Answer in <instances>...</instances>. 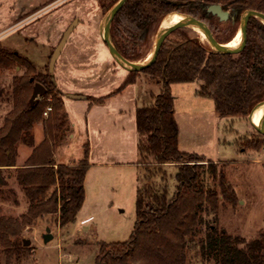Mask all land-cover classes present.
<instances>
[{"label":"trees","instance_id":"1","mask_svg":"<svg viewBox=\"0 0 264 264\" xmlns=\"http://www.w3.org/2000/svg\"><path fill=\"white\" fill-rule=\"evenodd\" d=\"M212 5L230 12L234 20L219 22L207 13ZM245 11L264 15V0H127L111 23L110 36L116 51L125 60L136 63L169 14L191 16L211 27L213 22L225 26V38L218 28L212 29V35L218 44H227L236 33L233 26ZM14 64L26 65L28 71H33L19 56L0 49V67ZM28 71L13 83V108L0 127V170L16 168L18 144L33 147L32 138L28 142L26 137L34 125L42 126L44 139L33 147L24 165L15 169L16 182L29 204L27 213L20 221L0 217V247L6 264L13 257L19 260L28 255L29 248L23 246L20 235L37 219L50 216L59 228L74 224L84 203V182L89 170L87 145L77 165L55 164L56 147L66 134L62 95L51 75H38L33 80L46 93L30 105L33 80L27 77ZM139 74L161 85V91L153 97L152 105L135 110L136 166L145 175L139 177L136 191L134 228L126 242L100 243L95 264H188L187 251L193 246L200 249L203 257H212L215 264H264V232L245 241L207 225L204 237L198 238L204 224L202 207L206 205L216 213L219 199L234 207L237 198L223 170L217 168L219 164H204L199 156L179 151V131L169 89L174 84L198 82L196 96L211 100L219 117L246 120L252 109L264 101V26L255 19L248 22L245 45L237 55L212 54L198 37L177 30L164 41L151 67L140 73H127L107 97H90V105H103L110 97L121 94L135 83ZM47 108L51 110L43 118ZM254 133L250 147L262 150L264 136L255 130ZM167 166L176 169V191L171 198L166 187L158 192L152 182ZM205 166L216 182V190L204 186Z\"/></svg>","mask_w":264,"mask_h":264},{"label":"rangeland","instance_id":"2","mask_svg":"<svg viewBox=\"0 0 264 264\" xmlns=\"http://www.w3.org/2000/svg\"><path fill=\"white\" fill-rule=\"evenodd\" d=\"M113 2L114 0H0V49L19 56L33 68V71H28V66L17 64L0 67V127L13 108V83L26 76L27 71V77L31 81L38 75L48 74L53 77L58 93L62 95V100L64 96L67 104L66 111L64 109L67 113L64 128L66 134L56 147L55 164L65 165L68 162L69 166H73L83 159L84 146L88 143L87 130L92 146L91 164L95 165L99 161L113 163L112 168L104 165L89 168L85 177L86 199L77 213L75 225L59 228L50 216L37 219L20 235V240L29 242L25 247L29 248L28 255L19 260L13 257L8 264H95L100 243H123L131 236L135 223L139 177L142 178L145 174L136 165L123 167V162L129 163L127 161L133 152L131 143L127 133L124 143L111 123L118 126V122L122 121L115 115L120 107L126 111L124 121L128 125L132 121L134 105L136 108L152 105L153 97L161 91V85L147 75L139 74L122 98L111 97L112 99L106 100L105 107H96L90 114L87 126L85 116L90 104L88 99L107 97L120 86L127 75V72L113 62L102 40V22L114 5L110 6ZM169 15L163 22H166ZM239 19L233 26L236 32L239 30ZM75 23L76 28L50 73V58L64 32ZM205 25L211 34L215 28L223 32L222 38L228 34L225 26L214 22L212 27ZM181 30L198 37L202 44L206 43L196 32ZM155 35L156 33L151 37L149 49L143 53L140 63L149 58ZM35 84L39 83L33 80L30 97ZM199 85L200 83L195 82L169 87L179 131L178 149L199 156L204 164H219L217 168L223 170L236 193L237 201L234 207H230L219 199L216 213L210 212L209 207L204 205L200 213L204 224L200 227L198 238L204 237L206 227L210 225L217 230H224L232 237L249 241L264 232V148L255 150L250 147L252 136L256 134L248 117L246 120L219 117L211 100L196 96ZM70 94L80 99L72 100L68 98ZM43 118L47 117L43 114ZM71 134L75 139L69 138ZM30 138L33 140V147L43 141V128L40 124L34 125L26 141L29 142ZM33 147L24 143L17 145L16 168L24 165ZM16 168L0 170V217L20 221L27 213L29 204L16 182ZM204 168V186L216 190V182L212 181L207 166ZM175 174L174 167H162L152 181L156 190L160 192L166 187L171 198L176 191ZM47 228L52 239L45 244L42 236ZM187 263L215 264L212 257H203L197 246L190 247L187 251ZM0 264H6L1 247Z\"/></svg>","mask_w":264,"mask_h":264},{"label":"water","instance_id":"3","mask_svg":"<svg viewBox=\"0 0 264 264\" xmlns=\"http://www.w3.org/2000/svg\"><path fill=\"white\" fill-rule=\"evenodd\" d=\"M127 0H118L112 8L107 12L105 15L103 22H102V40L103 43L106 45L108 52L110 54V57L112 58L113 62L118 65L121 69H123L127 73H133L137 72L140 73L145 69H148L151 67L159 54L160 48L164 41L170 37L175 31L181 30V29H187L191 30L193 32L198 31L203 34L204 39L206 43L204 44L210 53L216 54V55H233L239 53L244 45H245V39H246V30L248 26V22L251 19H255L259 21L264 26V15L258 12L254 11H245L240 16L239 21V29H240V41L235 47H226L223 44H218L212 37L211 32L207 28V26L201 22L196 20L195 18L191 16L186 15H175L179 17L178 22L174 24H170L167 20L166 22H161V25L158 27L156 35H155V41L153 44L152 52L145 60L144 62H129L125 60L115 49L112 39L110 36V27L111 23L114 19V17L117 15V13L121 10V8L125 5ZM207 13L211 14L212 16H215L219 22H226L229 19L234 20V18L231 16L230 12L222 10V8L219 5H212L207 8ZM76 28V23L72 24L67 28V30L64 32L59 44L57 45V48L55 49L53 55L50 58L49 62V70L50 73L53 72L55 63L59 55L61 54V51L63 47L65 46L69 36L72 34L74 29ZM46 91L40 84H35L32 89V94L29 99L30 105H33L38 98L45 95ZM68 98L72 100H79L80 97L77 96H70L68 95ZM261 111V118L259 120L258 125H254L252 118L253 115ZM248 121L251 124L252 128L261 136H264V101L257 104L251 111L250 115L248 116ZM43 242L47 244L51 239L52 236L50 235V230L47 228L45 231V234L42 236ZM29 245L28 241L23 240V246L27 247Z\"/></svg>","mask_w":264,"mask_h":264},{"label":"crops","instance_id":"4","mask_svg":"<svg viewBox=\"0 0 264 264\" xmlns=\"http://www.w3.org/2000/svg\"><path fill=\"white\" fill-rule=\"evenodd\" d=\"M126 78V77H125ZM126 91H127V88L121 93V94H119V95H116V96H112V98L114 99L115 97H118V98H122L123 97V95H124V93H126ZM70 96H75V95H72V94H70ZM111 98V97H110ZM111 98V99H112ZM63 106H64V109H65V111H66V107H67V104H66V102H65V99H64V96H63ZM106 102V101H105ZM105 105H106V103H104L103 105H100V106H96V105H90L89 104V106H88V109H87V114H86V116H85V120H86V124H87V126H88V120H89V117H90V114L94 111V109L96 108V107H99V108H102V107H105ZM135 110H136V107H135V105H134V109H133V115H132V121H130L129 122V124L127 125L126 123H125V116H126V111H125V109H122V108H120V107H118L117 108V110L115 111V115L117 116V118L120 120H122L121 122H118V126H116L114 123L112 124L111 123V127L112 128H116L117 130H118V133L120 134L119 135V137H120V139L124 142V143H126L125 141H126V133L128 134V140L130 141V143H131V149H132V153H131V155H130V159H129V161H127V162H129V163H125V162H123V167H125L126 165H136L137 164V162H138V154H137V142H138V136H137V133H136V129H135ZM128 112H130V111H128ZM67 114V113H66ZM131 114V113H130ZM130 114H129V119H130ZM101 122H103V121H101ZM101 128V127H100ZM107 128V127H106ZM87 139H88V143L86 144L87 146H88V149H89V151H88V164H89V168H91V167H93V166H96L97 168H99V167H101V166H106V168H112V166H113V163H111L110 161H107L106 163H103V161H97L98 163H95V165L94 164H91V158H92V146H91V144H90V140H89V136H88V130H87ZM69 138H72V139H75V136L74 135H70L69 136ZM182 152V151H181ZM136 153V154H135ZM185 153V152H184ZM80 162V161H79ZM114 165H116V164H114ZM57 166H58V164H57ZM64 166H69V164H68V162L64 165ZM88 172H89V170L87 171V174H88ZM86 180V179H85ZM87 181V180H86ZM86 181H85V185H84V189L86 188ZM86 192V191H85ZM86 199V198H85ZM84 204V203H83ZM75 225V224H74ZM76 227L78 228L79 227V225L77 226L76 225Z\"/></svg>","mask_w":264,"mask_h":264},{"label":"bare ground","instance_id":"5","mask_svg":"<svg viewBox=\"0 0 264 264\" xmlns=\"http://www.w3.org/2000/svg\"><path fill=\"white\" fill-rule=\"evenodd\" d=\"M178 20H179V17L173 15V16H170L167 21L170 24H174V23L178 22ZM195 32L201 37V39L204 40V36L202 33L198 32V31H195ZM239 41H240V29L235 33L234 37L232 38V40L229 43L223 44V45L226 47H229V48L235 47V46H237ZM260 118H261V111H258L253 115V118H252V121L254 120L253 124L258 125Z\"/></svg>","mask_w":264,"mask_h":264},{"label":"built area","instance_id":"6","mask_svg":"<svg viewBox=\"0 0 264 264\" xmlns=\"http://www.w3.org/2000/svg\"><path fill=\"white\" fill-rule=\"evenodd\" d=\"M50 108H47V110H46V112L44 113V116L46 117L47 116V114L50 112Z\"/></svg>","mask_w":264,"mask_h":264}]
</instances>
